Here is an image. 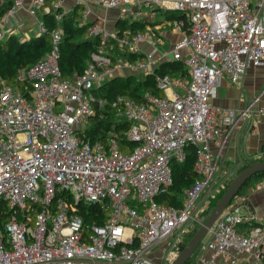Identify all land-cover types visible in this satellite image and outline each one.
<instances>
[{"label": "built area", "instance_id": "1", "mask_svg": "<svg viewBox=\"0 0 264 264\" xmlns=\"http://www.w3.org/2000/svg\"><path fill=\"white\" fill-rule=\"evenodd\" d=\"M8 1L0 41L16 35L6 25L21 9L35 20L36 35L45 33L38 17L45 0ZM74 6L82 9L86 38L99 41L83 73L61 79L58 26L50 33V51L17 74L26 93L0 83V201L8 212L0 264H171L201 225L199 215L227 185L219 178L221 157L238 124L264 119V85L241 109L213 103L223 79L241 90L250 68L264 69V0H74ZM93 7L118 10L128 24L148 22L156 10L179 13L185 23L167 19L181 34L168 58L148 29L110 31L99 16L89 22ZM53 8L61 9L57 1ZM68 12L61 9L55 19ZM169 61H181L187 77L155 73ZM126 75L152 76L164 96L145 92L142 102L95 97L98 87ZM261 98L262 106L253 107ZM108 105L120 107L128 127L120 135L114 123L99 129L103 140L91 139L87 131L96 118L105 120ZM190 146L200 179L184 190L180 206L166 204L160 197L173 184L171 164L182 163ZM80 204L98 205L104 221L85 223ZM189 262L264 264V218L237 195Z\"/></svg>", "mask_w": 264, "mask_h": 264}, {"label": "trees", "instance_id": "2", "mask_svg": "<svg viewBox=\"0 0 264 264\" xmlns=\"http://www.w3.org/2000/svg\"><path fill=\"white\" fill-rule=\"evenodd\" d=\"M53 2L54 0H45L44 8L46 11H42L38 14V17L43 21L46 28L45 33L31 36L25 40H21L15 35H10L3 41H0V83L4 82L9 86L19 88L22 93H26L27 89H25L24 84L18 80L17 74L20 70L40 61L50 51V33L58 26L62 30V37L58 46L61 79L70 81L74 76L83 73L90 62V54L97 51L99 41L97 39L86 38L87 25L80 24V12L82 10L80 6H74L70 12L64 13L60 22H58L55 19V14H60L61 9L55 10L53 8ZM9 6L10 2L6 1V3L0 7V16L6 12ZM164 15H166L167 19H182L185 23V18L179 13H165ZM117 27L121 31H143L145 23L132 22L128 24L125 20H119L117 22ZM128 58L132 60L135 58V55H129ZM155 73L159 75H168L170 77H187V72L181 61L165 62L156 69ZM145 92H150L158 97L164 96L163 93L156 88L154 78L150 75L116 76L93 91L95 97L106 99L108 102H111L117 96H125L135 102H142V96ZM94 108H97L96 104ZM103 114L106 116L105 120L97 121L95 117L96 122L94 127L87 131L91 139L103 140L105 136L98 135L99 129L106 132L114 123L116 131L120 135L122 129L128 127V122L123 119L120 107L114 109L108 105L103 110ZM122 144H124V141H122ZM262 153L264 154V145L262 146ZM195 160V147L190 146L186 148V158L182 163L172 162L171 171L173 184L169 189V193L160 197L161 201L169 205L180 206L184 190L188 189L196 180L200 179V176L197 175L193 169ZM261 161L262 160L259 159L257 162ZM247 166L249 165L243 166L236 174ZM263 178L264 173L254 175L240 190L238 196H244L251 187ZM227 186L228 185H226V187ZM225 189L212 200L208 210L211 211ZM77 214L83 218L85 223H91L92 221L102 223L106 217V213L101 211L98 205L93 204L88 206L82 204L78 205ZM7 219V205L5 202L0 201V229ZM199 227L200 225H196L195 229L186 236L184 243L180 247V251L189 242ZM189 263L188 261L186 264Z\"/></svg>", "mask_w": 264, "mask_h": 264}, {"label": "crops", "instance_id": "3", "mask_svg": "<svg viewBox=\"0 0 264 264\" xmlns=\"http://www.w3.org/2000/svg\"><path fill=\"white\" fill-rule=\"evenodd\" d=\"M8 0H0V7ZM60 4L64 12L71 11L74 0H54ZM29 0H25L27 5ZM102 17L105 20L106 29L117 30V22L121 20L118 10L101 11L93 7L89 15V22L95 17ZM145 23L144 30L148 29V33L153 40L157 42L156 48L159 53L170 55V50L180 38L181 34L174 28L168 26L166 15L157 10L150 14ZM85 24V23H84ZM6 28L13 29L18 34L24 35V39L35 36L37 27L35 20L28 16L25 9H21L10 21ZM17 28V29H16ZM13 30V31H14ZM143 51L149 49L146 43L141 44ZM241 90L237 86L231 85L227 79H223L217 90L216 97L213 100L214 105L223 108L241 109L245 104H249L253 98L257 96L264 85V69L250 68L244 77L240 80ZM240 99H243L240 101ZM262 106V99L253 107ZM254 127L255 133H250ZM264 145V119L253 124L250 121L238 124L236 131L230 139L228 148L224 151L221 160L222 163H228L231 168L240 167L249 162L253 164L262 156V146ZM235 172V171H234ZM237 172V171H236ZM251 209L264 218V184L262 179L251 187L243 196Z\"/></svg>", "mask_w": 264, "mask_h": 264}, {"label": "water", "instance_id": "4", "mask_svg": "<svg viewBox=\"0 0 264 264\" xmlns=\"http://www.w3.org/2000/svg\"><path fill=\"white\" fill-rule=\"evenodd\" d=\"M264 173V162L253 163L241 170L230 181L224 193L209 212L208 216L201 223L200 227L193 234L189 242L180 251L177 258L171 264H186L191 258L197 246L207 234L208 229L220 216L224 209L230 204L234 197L238 195L244 185L256 174Z\"/></svg>", "mask_w": 264, "mask_h": 264}, {"label": "rangeland", "instance_id": "5", "mask_svg": "<svg viewBox=\"0 0 264 264\" xmlns=\"http://www.w3.org/2000/svg\"><path fill=\"white\" fill-rule=\"evenodd\" d=\"M15 36H17L21 40H23L24 37H25L24 35L18 34V33H16ZM245 165H251V164H249V162H247V163L241 165L240 167L231 168L228 163L227 164L223 163L219 178L224 179L225 182H227V185H228L229 182L236 176V171H238L239 169H241ZM208 209H209V207L206 209V211H203V213L201 215H199L200 222H203L205 220V218L207 217V214H209L210 210H208ZM205 213H207V214H205ZM157 254H161V252H157Z\"/></svg>", "mask_w": 264, "mask_h": 264}, {"label": "bare ground", "instance_id": "6", "mask_svg": "<svg viewBox=\"0 0 264 264\" xmlns=\"http://www.w3.org/2000/svg\"><path fill=\"white\" fill-rule=\"evenodd\" d=\"M119 114V113H118ZM231 203V202H230Z\"/></svg>", "mask_w": 264, "mask_h": 264}]
</instances>
